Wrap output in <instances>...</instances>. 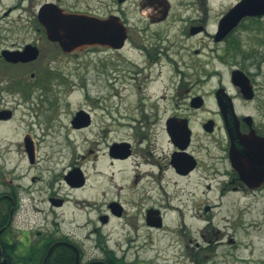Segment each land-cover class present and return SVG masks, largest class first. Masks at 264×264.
Wrapping results in <instances>:
<instances>
[{
    "label": "flooded vegetation",
    "instance_id": "1",
    "mask_svg": "<svg viewBox=\"0 0 264 264\" xmlns=\"http://www.w3.org/2000/svg\"><path fill=\"white\" fill-rule=\"evenodd\" d=\"M0 11L1 20H7L0 26V42L7 44L0 49L2 67L32 68L52 48L59 51V60L75 61L105 50L112 60L129 65L122 72L135 99L128 108L134 111L131 119L121 112L110 114L116 126L131 125L129 138L112 140L93 156L94 188L106 184L98 193L103 199L112 193L97 211V221L100 227L114 228L83 232L78 225L76 211L93 210L76 198L89 174L73 164L60 175L64 195L50 185L42 192L46 197L38 203L46 208H37L42 223L29 222L24 228L15 222L25 205L16 190L0 191V264H223L227 253L219 247L225 244L209 212L223 205L227 195L256 197L264 192V175L252 185L243 180L242 168L249 162L244 157L257 146L239 139L254 134L264 143V0H0ZM42 11L48 18L59 12L88 24L116 19L124 29L123 45L83 44L66 52L60 46L66 33H61V42L51 40L39 20ZM32 47L38 51L32 61L4 58ZM164 74L167 82L151 91L150 84ZM30 77L34 80V73ZM6 83L12 88L14 81ZM114 105L122 110L123 101ZM91 110L78 108L70 120L72 130L90 129L95 117ZM101 110L109 116L106 108ZM12 114L0 108V122ZM115 127L108 123L102 133L113 134ZM27 141L24 151L32 163L34 150ZM197 188L203 189L205 225L196 241L185 214ZM95 195L98 202L91 203L96 206ZM176 214L184 227L169 222ZM237 221L233 224L239 228L241 216ZM168 250L174 251V259L166 256Z\"/></svg>",
    "mask_w": 264,
    "mask_h": 264
},
{
    "label": "rangeland",
    "instance_id": "2",
    "mask_svg": "<svg viewBox=\"0 0 264 264\" xmlns=\"http://www.w3.org/2000/svg\"><path fill=\"white\" fill-rule=\"evenodd\" d=\"M0 21V26L7 21L1 20V11ZM5 45L7 44L0 42V49ZM176 46L179 48L178 44ZM51 50L53 53L47 59H39L32 68L12 69L0 65V86L4 87L0 93L3 105L0 108L8 109L13 113L9 120L0 122V191L16 190L25 205V211L21 217L15 218V222H20L21 226L28 228L29 222L42 223V212H37V208H46V204L38 203L46 197L42 193L45 188L49 185L53 186L59 194L64 195L65 190L60 184V175L73 164H79L84 170L86 169L89 177L87 186L77 192L76 198L80 203L81 200L86 201L85 205H90L93 211L87 214L77 210V223L82 226L83 232L96 228L99 232L106 233L114 227H100L96 216L97 211H101L100 207L104 201L112 197V193L110 192L104 199L98 194L106 184L95 189L91 169L95 154L107 149V144L112 140H127L130 136L132 123L127 119H131L129 116H132L134 111L128 108L132 107L130 104H134L135 99L130 97L131 91L128 87L130 81L123 77L127 74L122 72L129 70L130 67L127 63L118 62L116 57L112 60L105 50L86 54L76 61L69 57L59 60L57 56L59 51L53 48ZM123 55L136 64L141 62L130 54L123 53ZM78 66L79 69L76 68ZM30 73H34V80L30 77ZM10 79L14 81L12 88H8L6 83ZM167 80L168 76L165 74L161 79L157 78V81L150 84L151 91H156L158 86L164 85ZM180 80L181 78L174 79L175 82ZM120 101H123V105H119L122 110L114 105L115 102L119 104ZM100 103L104 104L100 106L98 105ZM80 107L92 109L95 116L90 127L94 131L91 134H84L85 136H79L78 131L70 127V120ZM104 108H106L105 112L109 113L108 117L101 110ZM118 112H121L124 118L127 116V119H121L119 122H128L129 127L125 123L123 124L125 126L121 127L114 124L117 119L113 117L118 115ZM108 123L113 127L116 126V130L113 134L104 135L102 128ZM94 125L96 127H93ZM11 133H14V136L11 137ZM94 137L99 139L98 142L91 141ZM25 139L33 146L32 163L29 162L24 151L27 143ZM11 140L14 141L12 150L8 147V142ZM80 153H84L87 157L83 160L79 159ZM103 163V159L100 158L98 163L100 168L103 167ZM33 178L35 179L32 181ZM90 188L92 191L89 190ZM202 191V188L195 190V195L187 204L188 213L185 214L188 228L191 225L189 229L195 231L196 241L200 239L197 231L205 225ZM95 193L99 195V204L96 206L91 205L92 201L97 200L94 198ZM193 200L196 201L195 204L192 203ZM223 203L219 208H212L209 212L214 214L212 223L219 228L222 236L220 240L225 244L219 247L220 249L225 247L227 253L223 264H259L258 259L262 260L260 264H264V192L256 197L244 194L241 196L237 194L234 197L227 195ZM178 215L176 214L175 218L169 216V222L182 228L184 224ZM239 216L242 226L238 228L233 223L238 222ZM115 222L117 226L121 224L119 220ZM232 226L236 227V232ZM250 230H253L252 236L248 235ZM230 239L234 241L231 246L226 243ZM242 240L250 241L253 245L250 254L246 255L239 250ZM160 245H164L163 241ZM166 253L169 259H174L173 250H168ZM235 256L242 258V261L237 262Z\"/></svg>",
    "mask_w": 264,
    "mask_h": 264
},
{
    "label": "water",
    "instance_id": "3",
    "mask_svg": "<svg viewBox=\"0 0 264 264\" xmlns=\"http://www.w3.org/2000/svg\"><path fill=\"white\" fill-rule=\"evenodd\" d=\"M39 20L46 28L51 40L61 42V33H66L65 43H60L61 48L66 52H70L83 44L120 48L125 39L123 26L116 19L114 22L109 20L88 24L81 19L72 20L70 17L62 16L59 12L50 13V18H48V15L42 11L39 13ZM37 55L38 51L32 47L22 53H9L4 55V58L9 62L17 63L32 61L36 59ZM79 115L80 113L76 114L73 124ZM239 139L244 142H252L257 146L252 149L249 155L244 157L249 162L242 168L243 180L248 185L260 182V177L264 175V143L260 141L261 138L254 134L239 137ZM239 171H241L240 168Z\"/></svg>",
    "mask_w": 264,
    "mask_h": 264
},
{
    "label": "bare ground",
    "instance_id": "4",
    "mask_svg": "<svg viewBox=\"0 0 264 264\" xmlns=\"http://www.w3.org/2000/svg\"><path fill=\"white\" fill-rule=\"evenodd\" d=\"M34 124H36V122H34ZM87 133L91 134V130L88 129V130H85V131H82V132H78V135L79 136H85ZM10 136L11 137L14 136V133H11ZM8 143H9L8 144V147L10 148V150H12V147L14 145V141L11 140ZM89 190L91 191V188ZM95 198H98V197L95 195ZM95 202H98V201H95ZM91 205H94L95 206L94 203H91ZM86 206L89 207V208H91L90 205H86ZM248 235H251L252 236L253 235V230H250L249 233H248ZM239 250H242L243 252H245L246 255L247 254H250L253 251V245L250 243V241L249 242H246V241H243L242 240L241 243H240V246H239ZM257 261H259V263L262 262V260H260V259H258ZM257 261H255V262H257Z\"/></svg>",
    "mask_w": 264,
    "mask_h": 264
}]
</instances>
